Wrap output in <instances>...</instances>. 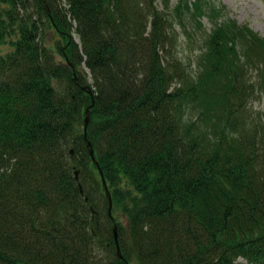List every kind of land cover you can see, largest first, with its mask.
Instances as JSON below:
<instances>
[{
	"label": "trees",
	"instance_id": "obj_1",
	"mask_svg": "<svg viewBox=\"0 0 264 264\" xmlns=\"http://www.w3.org/2000/svg\"><path fill=\"white\" fill-rule=\"evenodd\" d=\"M154 2L0 0V264H264V38Z\"/></svg>",
	"mask_w": 264,
	"mask_h": 264
},
{
	"label": "rangeland",
	"instance_id": "obj_2",
	"mask_svg": "<svg viewBox=\"0 0 264 264\" xmlns=\"http://www.w3.org/2000/svg\"><path fill=\"white\" fill-rule=\"evenodd\" d=\"M64 0H61V3ZM195 1V0H189ZM163 0H155L154 4L161 8ZM177 0H168L167 4L169 7H173L176 4ZM206 3L203 4H211L216 8H220V6H224L223 17L221 20L229 19L235 20L239 25H247L250 30L258 33L261 37L264 38V0H205ZM202 4V3H201ZM203 8V7H202ZM201 8V10H202ZM200 19L202 24L201 28H197L195 30H191L190 25L186 24V33H194L196 31L195 36L191 35L188 39L186 37V33L184 32V28L176 27L175 31L178 33L177 37V52L176 56L180 57L182 62H192L194 55L199 53L200 47L204 46V33L210 31V28L213 27V21L208 15L207 11H203L200 15L197 16ZM219 22L220 19H217ZM75 41H79L77 36L73 34ZM59 39L58 34H53L49 37L48 46L51 48H55V43ZM190 46V47H189ZM56 58L58 59V54L56 53ZM194 65L191 63L188 66V70L192 71L194 69ZM255 71H250L249 75L254 76ZM254 79V78H253ZM87 82H91L89 78ZM264 97V96H263ZM250 108V117L249 120H254V118H258L257 112H264V98L259 100H253L249 105ZM189 115V114H188ZM195 116V115H194ZM238 262L241 264H247V262L241 258L238 259ZM249 264V263H248Z\"/></svg>",
	"mask_w": 264,
	"mask_h": 264
},
{
	"label": "water",
	"instance_id": "obj_3",
	"mask_svg": "<svg viewBox=\"0 0 264 264\" xmlns=\"http://www.w3.org/2000/svg\"><path fill=\"white\" fill-rule=\"evenodd\" d=\"M84 88L87 90V92L89 94H91V89L90 88H87L86 86ZM88 110H89V108L86 109V116L84 118V126H83L84 134L86 132V127H87L88 118H89V116H88ZM87 147H88V153H89L92 161L94 163H96V159L94 158V155H93V148H92V145H91V143L89 141H87ZM99 173H100V176H101V184L103 186L104 194H105V197H106L107 202H108V210L110 211V208L112 206L111 195L109 193L107 184L105 182V179H104V177H103L102 172H101L100 169H99ZM75 178H77V171H75ZM113 236H114V240H115V247H116L117 256L120 259H122L123 257L121 255V251H120V248H119V243H118V240H117V234H116V228H115V226L113 227Z\"/></svg>",
	"mask_w": 264,
	"mask_h": 264
}]
</instances>
